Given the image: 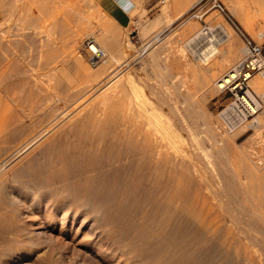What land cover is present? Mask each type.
Instances as JSON below:
<instances>
[{
    "label": "bare ground",
    "instance_id": "bare-ground-1",
    "mask_svg": "<svg viewBox=\"0 0 264 264\" xmlns=\"http://www.w3.org/2000/svg\"><path fill=\"white\" fill-rule=\"evenodd\" d=\"M172 1L177 0H164L162 13L143 28L145 36L156 32L157 39L192 2L186 0L174 14ZM230 1L247 15L249 5L263 7L261 0ZM105 2L121 10L115 0H0V117L15 109L21 115L16 125L7 123V138L0 140H18L9 149L0 146V171L10 166L0 180L14 182L11 189L0 187V246H25L1 249L4 264L14 256L39 264H264V200L251 199L256 184H247L264 171V160L253 148L241 149L225 138L231 129L217 135L213 129L211 147L203 145L198 101L189 116L172 97V85L146 84L153 99L132 72L124 76L128 52L114 38L119 25L103 9ZM96 23L103 36L86 48L82 35ZM194 25L189 22L186 30ZM219 34L217 41L214 35L196 41L192 49L205 67L184 74L181 89L191 79L197 83L200 74L210 89L221 90L230 81L231 69L216 80L226 64L213 62L216 44H233L229 31ZM161 49L151 54L152 62ZM250 81L264 92L259 77ZM197 92L191 88L189 95L196 98ZM3 93L14 105L21 99L27 105L14 109L3 102ZM258 120L264 126V118ZM198 157L219 186L224 182L228 203L243 200L238 215L216 210L220 198L203 191L209 186L201 183ZM234 159L250 178H241Z\"/></svg>",
    "mask_w": 264,
    "mask_h": 264
},
{
    "label": "rangeland",
    "instance_id": "rangeland-1",
    "mask_svg": "<svg viewBox=\"0 0 264 264\" xmlns=\"http://www.w3.org/2000/svg\"><path fill=\"white\" fill-rule=\"evenodd\" d=\"M115 1L117 3H119L118 5L123 9L124 1L123 0H115ZM128 1L134 2V5H133V7H130L127 12H124V10H122L121 8H119L121 10L115 9V8L111 7L109 4H107V2H105L103 5V9L107 11L109 16L120 27V28L119 27L114 28L113 32L118 33V34L114 33V38L116 39V37H118L117 38L118 41L120 40V42H122V44L124 42L123 45L126 47V50L128 52V55H127L128 62L125 63L126 69L124 68V70H123V72L125 73L124 76H126L127 73L132 72L134 74V77H136L135 78L136 84L143 91L145 90L149 94V96L153 99H156V96L152 95L150 92H148L146 89H144V86L146 84H151V85H155V86H163V87H167V86L171 87V85H172L173 86L172 87L173 88L172 89V97L175 99V101H177L178 103H181V105L184 106V108L186 110L185 113L188 111L187 115H189V116L191 115L190 113H192V106L194 104V101H198V103L200 105V112L202 111L200 113V120H199L200 124H198V129H199V132L202 134L201 138L205 139L204 141L202 140L203 145L205 144V146L211 147L210 146L211 138L214 137V134L212 133L213 129H215L214 130L215 132L217 130L219 131V132L217 131L216 133L213 131L216 135L219 134L220 132H222L223 130L224 131L225 130L226 131L227 130L228 131L233 130V133L227 132L225 135L226 136L225 138L229 139L230 142H233L234 144L236 143L235 145H237V147H239L241 149L245 148V147L246 148L248 147L250 149L253 148L254 151L257 152L261 156V158L264 160V156H263L264 155V152H263L264 151V149H263L264 142L262 141V137H259V133H261V135L264 133V126L260 127L259 120H258L261 117L264 118V92H263L262 88L257 87L255 84L252 83V81L249 82L250 87L254 93V96L256 97V99L258 100V102L260 104V110L257 114H255L251 117H248L245 121H242V120H239L238 118L232 116L227 111V106L229 105V103L231 101L230 92H223L220 89H217L216 85H214L213 87L214 88L216 87L217 90H215L214 88L210 89V88L205 87L206 84L204 83V81H202L203 78L200 77V76H202L200 73H199L200 76H198L197 83L194 82L193 79H191V81L190 80L188 81V84H187L188 87L182 88V89L180 87L184 74H186V73L191 74V70L194 69V67L195 68H202V69H204V67H205L204 65H202L203 63L197 59V53L194 51L195 49H192V48H194V45L197 43L196 41L201 36L202 27L205 25H208L211 28V30L214 32V34L218 35L217 37L220 36L219 31H221L222 29L229 31L230 34L232 35L231 40L233 41V44H232L231 48L229 47L230 40L227 42L222 41V42H219L216 44L219 52L214 57L213 62H215L217 64L218 63L219 64L226 63V64H224L225 67H224L223 71H221V73H220V71H217L218 75H217L216 80H218L219 77H221L225 73H227L230 69H233L238 62H240L241 60H243L244 58H246L248 56V54H249L248 43L257 44V45L261 46V48L263 50V55H264V15H262V14H264V0L260 1L263 4V7L260 6V7H256V9H254L253 5H249V9H250L249 11L250 12L248 13V15L244 11H242L243 12L242 13L241 9L235 3L231 2L230 0H192V2L190 3V7H189L188 11L185 14H183L180 18L175 20L172 24H170L167 27H164L160 31L157 39H153L155 34H157L156 32H153L152 34L145 36L143 34L144 33L143 28L145 26L149 25V23H151L154 19H156L162 13V9L165 5L164 0H156L152 6H146L143 3H140V2L135 1V0H128ZM249 1L252 2L253 0H249ZM181 2H183V4ZM186 3H187L186 0L172 1L173 13L176 14L177 11L181 7H183ZM129 6L130 5H126V7L124 6V8L127 9ZM262 9H263V11H261ZM259 10H260V12H259ZM240 12L243 15L246 14L247 15L246 18L249 17L248 19L249 20L251 19L250 22L252 24H249L250 22L245 18V16L242 17ZM261 12H263V13L261 14ZM252 13H254V14H252ZM244 20H247V23L249 22L248 26L245 22H243ZM189 22H191V23L194 22V24H195L193 26V30L195 29L194 31L193 30L192 31L186 30V25ZM98 24L99 23H96L95 26H97V27H94L91 30H88L85 33V35L84 34L82 35L83 39H85L83 44L85 45L86 48H88V44L91 40H94V39L99 40L103 36L102 35L103 31L99 27ZM100 24L103 26L104 24H107V23H105V20H101ZM250 26L252 27L253 31H251ZM115 29H117V30H115ZM76 31L80 32L82 30L80 27H78V28L76 27ZM86 34H88L89 36H86ZM89 37H91V39ZM189 37H191V38H189ZM150 39H153V41L148 46L147 44L150 41ZM228 47L231 50L228 49ZM160 48H162V49H161V52L158 56V58H159L158 61L152 62L150 60L151 54L156 52V50H158ZM144 49H145V51H144ZM181 49H183L184 52H181ZM226 60H229V62H226ZM213 71L216 72V69H213ZM161 73H163V74H161ZM206 74H208V72H206ZM263 75H264L263 73H256L255 75H253V77H257V78L259 77V79L262 80V82L264 83V76ZM5 83L6 82H3L2 85L4 86ZM163 83H167V85H165ZM204 84H205V86H204ZM191 88L197 89L198 92H197L196 98H192L189 95V91ZM176 90H178V91H176ZM3 94L5 95V96H3V98L6 97L5 98L6 102L5 101H3V102L11 104L12 102H10L9 97H12V96L8 97V96H6L5 93H3ZM165 95H167V94H165ZM174 95H175V97H174ZM19 96H20V93H19ZM26 103H27V101H25L24 99H21V100H19V102H17L18 106L14 105V103H12L11 106L14 107V109H15L16 107L18 108L20 106L21 107L24 105L26 106L27 105ZM187 107H189V109ZM15 113L18 114V111H16V109L13 112V114H8V115L5 114V115H2L0 117V119H2V120H0V122H1L0 124H2L0 126V130H1L0 133H3V134H0L1 135L0 140H5L7 138L5 135L7 133H5V132H8V131L5 129L6 128L8 129V126L12 127V125H16V122L18 123L21 120L20 119L21 115H19V114L16 115ZM3 116H4V118L6 117L5 118L6 120L7 119L8 120L6 121L3 118ZM17 116H19V117H17ZM201 117H202V121H201ZM189 119H190V117H189ZM4 121H6V122H4ZM189 121L193 122L192 119ZM7 123H9L8 126H7ZM211 124H213V127H211L212 126ZM217 126L219 129L217 128ZM220 126L222 127V129ZM10 127H9V129H10ZM209 132L211 135L209 134ZM186 133H185V136H186L185 137V139H186L185 140V146H186V150L189 151L191 149V146H190L191 140H190L189 133L188 132H186ZM234 133H235V136L233 135ZM2 136H4V137H2ZM208 139H210V140H208ZM11 140H13V141L0 142V146L4 147V149H9V147H11L13 144L17 143V141H18L17 139H11ZM206 142H208L209 144ZM261 150H263V151H261ZM1 159L2 158H0V160ZM196 160H197L196 163H197L198 167L200 168V170L203 169V170H201L202 174H203V179H202L201 183H202V185L204 184L203 187L209 186L208 187L209 189L204 188L203 191L205 190L204 192H211V193L216 192L215 194L219 196L218 199L220 198L219 199L220 201L218 203L220 204L221 208L216 207V210L217 209L220 210V211L217 210L220 213L221 209L223 208V209H226L227 211L222 210L223 211V212H221L222 214L224 212L233 211L235 214L238 215L237 210L239 209V203L242 202L243 200L239 199V200H235L233 203H228L226 201L227 200L226 197L224 196L225 195L224 193H226L225 187H224V182H220V184H222V185L219 186V184H217L218 183L217 181H219V180L218 179L216 180V176L205 165L206 163H204L205 161L203 160V158L198 157ZM238 161L239 160L234 159L233 163L235 162V165L234 164L233 165H234V167L235 166L237 167V168L235 167L236 170H239V171L241 170V172H243L241 174V178L243 177V178H246V180H247L248 178H250L248 176H252V175L248 174V176H247L246 175L247 173H244L245 169H243V170L241 169V167L245 168V167H243V163H240V161L239 162ZM238 163L241 164L240 168L238 166ZM9 167L10 166L3 167V169L0 171V176H2L7 171V169ZM263 176H264V171H262V172L260 171V173L258 172L257 174H255L251 177V179H250L251 181H253L252 180L253 177L257 178L253 182H251L250 180H247L248 182L246 181L247 184H249L250 186H254L256 184L253 187V190L256 192V194H253L254 191L251 192L250 190L248 193V194H250V193L252 194L253 197L251 196V199H253V200H255L256 198L264 200V195H263L264 194V188H263L264 187V183H263L264 177ZM258 177H259V179H258ZM260 177H262V178H260ZM260 179H261V181H260ZM256 180L259 181V182H257L258 184L255 183ZM0 185H2V186H0L1 188L3 187V188L11 189V186L14 185V182H12V181L7 182L6 180H4V181L0 180ZM258 185L260 188L257 187ZM260 185L263 187L261 188ZM212 186H214V187H212ZM250 188L251 187H249V189ZM221 190H224V191H221ZM259 192H261V193H259ZM220 195H222V196H220ZM221 201H223V202H221ZM217 206H219V205H217ZM263 208L260 210L263 211L264 210ZM6 214H7V212H6ZM6 214H5V216H7V218L9 220L13 217L12 214H10L9 212H8V214L10 216L6 215ZM0 217H1V215H0ZM17 217L20 218L19 216H17ZM18 220H21V219H18ZM259 225H260L259 223L255 224L252 222V227H259ZM263 227H264V224H263ZM235 232H237V230H235ZM23 246H24L23 244H17V246H14L12 244H3L2 246H0V250L1 249H2L1 251L6 250V249L13 250L15 248H18L19 250L22 251V250H25V248H24L25 246L24 247ZM4 257L0 256V264H4V262H5ZM6 259H7V257H6ZM6 261H9L10 262L9 264H39L36 260L30 259V258H27V259L24 258V260L22 262H20L18 260V258H16L15 256H14L13 260H11V258H8Z\"/></svg>",
    "mask_w": 264,
    "mask_h": 264
},
{
    "label": "built area",
    "instance_id": "built-area-1",
    "mask_svg": "<svg viewBox=\"0 0 264 264\" xmlns=\"http://www.w3.org/2000/svg\"><path fill=\"white\" fill-rule=\"evenodd\" d=\"M201 35L204 37L214 35L216 41L220 38L208 25L202 27ZM248 46V56L231 69L230 81L221 89V91L231 94V101L227 106L229 114L245 119L257 114L260 110V104L254 96L249 82L256 73L264 74V55L261 46L252 43H248Z\"/></svg>",
    "mask_w": 264,
    "mask_h": 264
},
{
    "label": "crops",
    "instance_id": "crops-1",
    "mask_svg": "<svg viewBox=\"0 0 264 264\" xmlns=\"http://www.w3.org/2000/svg\"><path fill=\"white\" fill-rule=\"evenodd\" d=\"M124 1V6L126 7V5H130L127 9H125L124 8V6H123V9L122 10H124V12H127L128 11V9L130 8V7H133V5H134V2H132V1H128V0H123ZM135 1H138V2H140V3H143L144 5H146V6H152L153 5V3L156 1V0H135Z\"/></svg>",
    "mask_w": 264,
    "mask_h": 264
}]
</instances>
